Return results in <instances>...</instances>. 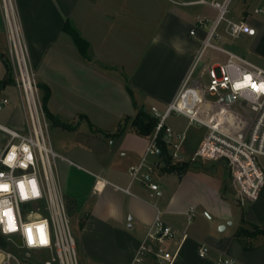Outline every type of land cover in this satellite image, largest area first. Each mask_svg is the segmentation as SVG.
Listing matches in <instances>:
<instances>
[{"label":"crops","instance_id":"0c3cea01","mask_svg":"<svg viewBox=\"0 0 264 264\" xmlns=\"http://www.w3.org/2000/svg\"><path fill=\"white\" fill-rule=\"evenodd\" d=\"M13 2L29 44L32 68L39 83L51 90L49 110L64 122H75L85 115L96 128L76 142L93 157L74 154L77 162L64 154L68 148L58 151L65 161L87 174L82 182L61 186L81 264H134L141 241L158 213L189 234L173 264H225L222 259H234L232 264H264L263 241L247 250L235 236L242 214L234 220L220 170L190 169L179 174L162 168L156 178L164 188V197L152 195L140 184L133 185L131 193L114 187L129 185L130 168L142 160L149 137L138 134L130 124L121 135L112 134L126 117H134L139 107L164 108L172 102L197 59L201 41L190 33L197 14L186 8L191 5L180 6L174 0ZM252 2L259 4L260 0ZM67 19L90 42L93 61L83 57L71 35L63 30ZM248 21H253L257 33L242 38L250 54L264 61V21L251 16ZM4 40L7 43L6 22L0 10V47ZM4 53L1 47L0 54ZM243 56L247 58V54ZM6 75L7 71L0 74V80ZM125 75L130 78L134 97L127 90ZM10 87L0 88V98L9 99V125L22 129L19 119L25 111L21 98L16 101ZM51 123L73 133L84 126L70 130ZM171 125L177 131L187 127ZM201 136L192 149L185 143L187 153L196 149ZM192 207L200 213L199 220H189ZM245 208L248 222L264 224V188ZM174 243L178 245V241ZM202 244L210 247L204 257L199 254ZM154 260L147 258L140 264Z\"/></svg>","mask_w":264,"mask_h":264},{"label":"built area","instance_id":"2783aa9c","mask_svg":"<svg viewBox=\"0 0 264 264\" xmlns=\"http://www.w3.org/2000/svg\"><path fill=\"white\" fill-rule=\"evenodd\" d=\"M174 1L182 5L208 4L217 15L210 25L208 15H195L190 33L201 41L197 59L173 101L164 108L151 107L150 113L157 119V125L145 155L130 168L129 185L114 184V187L131 193V187L140 184L152 195L161 197L163 191L156 176L165 165L161 154L162 140L172 163H222L228 170L236 202L246 205L257 200L264 188V91L257 90L264 84V67L216 41L223 39L219 28L224 21L227 23L225 31L233 37L254 36L257 29L248 21L247 17L251 16L248 9L249 15L239 21L227 17L233 0ZM3 7L12 78L20 94L26 125L16 129L0 123V131L4 134L0 139V185L8 186L7 191L0 190V202L7 201L0 205V233L6 242H14L28 252L49 253L44 264H81L67 203L56 173V160L65 158L54 149L49 138L50 123L43 107L42 90L31 65L29 47L16 9L11 15L5 0ZM253 13L264 15V0L255 5ZM209 47L224 52L226 61L203 66L197 79L191 82ZM246 77L251 80L247 81ZM238 84L241 87H236ZM8 103V98L1 97L0 110ZM235 106L242 112L233 110ZM173 115L184 116L188 125L196 124L205 129L200 143L190 154L185 148L188 129L175 130L169 123ZM150 156L155 159L150 160ZM20 185H23L22 189ZM9 208L14 230L10 229V218L5 214ZM196 214L197 209L192 207L188 212L189 220ZM28 229H31V241ZM188 237L187 231L174 227L158 213L141 241L134 264L147 258H154L161 264H173ZM174 238H178V245L170 250L166 244ZM42 239L46 242L42 243ZM209 250L208 245L202 244L199 254L204 257ZM0 255V264H12L13 260L20 263L13 252L2 247ZM221 262L232 264L235 260L222 259Z\"/></svg>","mask_w":264,"mask_h":264},{"label":"rangeland","instance_id":"374dc122","mask_svg":"<svg viewBox=\"0 0 264 264\" xmlns=\"http://www.w3.org/2000/svg\"><path fill=\"white\" fill-rule=\"evenodd\" d=\"M177 1H183V0H177ZM220 1H222V0H220ZM252 1L253 0H233L231 5H230V11L227 14V17L232 19V20L239 21V20H241V19H243L249 15V13L246 12V10L248 9L250 12V15L253 19H259L261 21H264V15H259V14L253 13V9L257 3H254ZM180 6H181V4H180ZM186 8H188L189 10H192L195 13L208 15L211 18L209 25L212 23V20L217 15V11L208 4L191 5V6H188ZM0 10L2 12V16H3L4 21L6 22L5 15H4L3 0H0ZM247 18H249V17H247ZM251 22L253 23V21H251ZM226 24L227 23L224 21L219 28V32L222 33L223 39L218 40L216 42L219 45H221L222 47H224L230 51L237 52L238 54H240L242 56H243V54H245V55L247 54V58L252 59L254 62L259 64L260 66L264 67V61H262L259 57H255V56H252L250 54L249 48H248L245 40L242 38V36L233 37L225 31ZM21 26H23L22 23H21ZM6 31H7V24H6ZM22 32H23V28H22ZM27 44H28V42H27ZM1 47L5 51L4 56L9 60L8 45L5 42V40L1 43ZM28 47H29V44H28ZM137 48H139V46ZM29 52H30V48H29ZM226 57H227L226 54L222 51H219V50H216V49L210 48V47L207 48L206 51L204 52V55L200 59L198 66L196 67V70L192 76L191 82L194 81L195 79H197V75H198L199 71L203 68V66L211 64L215 61L225 62ZM9 63H10V60H9ZM10 66H11V64H10ZM5 70L7 71V67H6V64H5L3 57L0 54V74H4L6 72ZM9 84L11 86L10 90L14 94V98L16 99V101L18 99L20 101L19 92H18V89L15 86L14 82L9 83ZM42 95H43V91H42ZM21 103L22 102H20V105H21ZM147 106H148L147 111L150 113L151 106L150 105H147ZM6 107L4 109L0 110V123L3 125H6L8 127H12L11 125H9V123H10V112L7 110ZM233 110L242 112L240 109L237 108V106L233 107ZM244 117L248 118L245 115H244ZM19 120H20L19 122L22 123L23 128H24L26 125L25 115H21ZM169 121L171 124L172 123L173 124L178 123V125H180L182 127L187 126L186 128L188 129V134H187V139H186V146H189L190 149H192V145L196 142L195 140L199 137V135H203L205 132V129L202 126H199L196 124L188 125V119L184 116L173 115ZM67 122L71 123L73 125L78 124L77 128L79 126H82L80 124H84V126H82L78 132L73 133V132L64 130L62 128H57L49 120L50 125H49V129H48V133H49V138H50L51 144L54 147V149L56 151H60V150L63 151L62 147L68 148L67 151H65V150L63 151L64 154L67 155L69 158L77 161V162H80V161H78V159L75 157L74 154L82 155L83 158L93 157V155H94L93 153H91L90 151L86 150L83 147L76 146V144H77L76 142L79 140L82 141V137H84V135H85L84 133H86V131L88 132V130H90V129L92 131H96V128L91 127V126L89 127V125H88L89 123L86 120H83L82 118H79V120H77L75 122L71 121V120H67ZM129 124H130V122H129ZM12 128H14V127H12ZM151 136L152 135L148 136L149 141L151 139ZM3 137H4V134L0 131V139H3ZM70 150H72V151H70ZM203 165L207 169H201V168H195V169L211 171V172H213V170L214 171L220 170L223 178L225 179V187H224V188H226L225 193L227 194L228 199L229 200L231 199L230 201H232L231 205H232V210L234 212V220H236L242 214L243 209H246L245 207L247 205H249V203H247L246 205H240L238 202H236V199L234 198L233 191H232V188L230 186L229 179H228V170L226 169V167L224 165H222V163L207 162ZM56 173H57V176L59 178L61 186H62V184H64V182H66L68 184H71L74 181L82 182V181H84V177L87 175L86 172H84L83 170H80L76 166H74V165L70 164L69 162L65 161L64 159H60V158L56 160ZM160 186H161V189L163 191V195L161 197H164V188L162 187L161 183H160ZM166 197H167V194H166ZM67 207H68V204H67ZM68 212H69V215L71 218V213H70L69 208H68ZM195 219L196 220L200 219V213H197L195 215ZM71 225H72L74 236L77 240V236L75 234V229L73 226L72 218H71ZM263 239H264L263 237H259L257 240L254 241V244L262 243ZM175 241L177 242L178 238H174V239L168 241L166 244L167 248L170 250H174L176 245H177L174 243ZM3 249H6L8 251L13 252L19 258L21 264H44L43 261L46 258L50 257L49 253H39V252H33V251L28 252L24 249L19 248L16 245V243L11 242V241H7V246L4 247ZM77 249H78V254H79V258H80L78 240H77ZM12 264H16V261L13 260ZM54 264H56V263H54ZM150 264H159V262L154 260Z\"/></svg>","mask_w":264,"mask_h":264},{"label":"trees","instance_id":"16d2710c","mask_svg":"<svg viewBox=\"0 0 264 264\" xmlns=\"http://www.w3.org/2000/svg\"><path fill=\"white\" fill-rule=\"evenodd\" d=\"M63 30L71 35L72 39L79 48V51L81 52L83 57L89 61H93L94 59L90 54V42L82 36L80 30L77 28V26L74 24V22L71 19H67L65 21ZM1 56L3 57L7 67V75L5 79L0 80V88L3 85L14 82L12 78V68L10 66L9 60L3 54H1ZM125 79H126L127 90L131 94V96L134 97V90L132 88L130 78L127 75H125ZM39 86L43 91V107L48 119L52 121L54 124L59 125L65 129H70V130L76 129L78 124L73 125L71 123L64 122L60 120L58 117H56L49 110L48 100L51 96V90L49 86H47L46 84L39 83ZM81 118L83 119L85 118V120L89 123V125L93 127L87 116L81 115ZM129 122L131 127L138 134L143 136L152 135L157 125V119L147 111L145 106H141L138 108L136 115L134 117H130V116L126 117L112 135L113 136L121 135L126 130ZM160 144H161V154L163 155V159L165 162L164 169H166L168 172H177L179 174H182L190 169H195V168L207 169L206 167H204L203 164H192L189 162L172 163L171 160L169 159V156L167 154V149L163 144L162 140H160ZM225 192H226V188L224 190V194H226ZM235 236L241 241L245 249L252 250L257 247V245L254 244V241L257 240L259 237L264 238V224L257 225L248 222L245 219L244 210H243L239 222V226L235 232ZM263 244H264V240H263ZM6 246H7L6 239L0 233V247L4 248Z\"/></svg>","mask_w":264,"mask_h":264},{"label":"snow or ice","instance_id":"6c2138e0","mask_svg":"<svg viewBox=\"0 0 264 264\" xmlns=\"http://www.w3.org/2000/svg\"><path fill=\"white\" fill-rule=\"evenodd\" d=\"M245 79H246L247 81H250V80H251V77H246ZM252 86H253L254 88H257L256 85H252ZM236 87H241V85L238 84V85H236ZM257 90H259V91H264V84H261ZM9 159H12V157L10 156ZM32 183L34 184V182H32ZM20 187H21V189H22V188H23V185H20ZM7 189H8V186H7V185H0V190L7 191ZM5 203H7V201H2V202H0V205H3V204H5ZM11 211H12V210L9 208L5 214L8 215L9 218H10V223H9V227H10V229L14 230V225L11 223ZM27 231L29 232V240L31 241V229H28ZM41 242H42V243H45L46 241H44V240L42 239Z\"/></svg>","mask_w":264,"mask_h":264},{"label":"bare ground","instance_id":"6f19581e","mask_svg":"<svg viewBox=\"0 0 264 264\" xmlns=\"http://www.w3.org/2000/svg\"><path fill=\"white\" fill-rule=\"evenodd\" d=\"M5 1L7 3V8L11 12V15H12V10L15 12V6L13 3V0H5Z\"/></svg>","mask_w":264,"mask_h":264},{"label":"water","instance_id":"95a60500","mask_svg":"<svg viewBox=\"0 0 264 264\" xmlns=\"http://www.w3.org/2000/svg\"><path fill=\"white\" fill-rule=\"evenodd\" d=\"M223 228V227H222Z\"/></svg>","mask_w":264,"mask_h":264}]
</instances>
